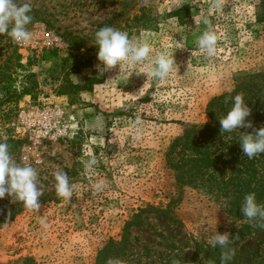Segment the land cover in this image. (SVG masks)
Here are the masks:
<instances>
[{
  "label": "rangeland",
  "instance_id": "obj_1",
  "mask_svg": "<svg viewBox=\"0 0 264 264\" xmlns=\"http://www.w3.org/2000/svg\"><path fill=\"white\" fill-rule=\"evenodd\" d=\"M134 3L31 0L33 19L28 28L33 38L25 49L20 50L9 36L0 34V64L16 50L23 64L32 62L31 71L38 82L36 98L27 96L18 103L14 135L23 145L12 158L37 171L38 186L43 190L38 213L24 209L12 219L6 217L7 213L21 203L8 195L0 199V215H4L0 219V264H21L28 257L38 264H93L107 241L119 240L133 216L148 207L164 209L169 203L175 193L166 166L172 141L186 126L207 123L208 103L230 92L236 77L264 72V22L256 20L259 0ZM184 7L188 15L180 17L177 12ZM149 18L150 28L141 27ZM104 26L127 31L141 43L147 42L152 48L150 59L136 65L125 62L123 67L101 72L103 65L97 60L93 37ZM205 31L218 36L213 57H207L198 47V38ZM46 34L56 36L61 46L46 49L41 40ZM75 44L81 46L80 52ZM160 54H173L177 66L166 81L153 79L147 72ZM68 55L93 59L90 67L69 76L77 85L94 79L92 89L80 92L74 105L57 94L64 78L62 62ZM69 69H75V59L69 61L66 71ZM55 104L63 113L59 126L67 127L65 136L52 133L38 137L23 129L21 111H41ZM47 122L53 121L49 118ZM138 127L142 129L139 139ZM93 155L98 164L88 172L84 162ZM57 170L71 178L70 203L55 192ZM100 180L105 187L98 192L96 184ZM172 214L178 222L141 214L144 226L130 229L128 255L110 264H143L191 254L196 242L208 243L215 233L231 237L241 225L227 215L222 199L204 189L185 188ZM41 217L46 224L41 223ZM237 248L240 264L263 260L264 230Z\"/></svg>",
  "mask_w": 264,
  "mask_h": 264
},
{
  "label": "trees",
  "instance_id": "obj_2",
  "mask_svg": "<svg viewBox=\"0 0 264 264\" xmlns=\"http://www.w3.org/2000/svg\"><path fill=\"white\" fill-rule=\"evenodd\" d=\"M135 1L131 0L133 4ZM140 9L146 13L150 11L145 7ZM177 14L186 17L188 9L181 8ZM256 20L264 22V0H259ZM134 21L139 22L138 17H135ZM151 24L149 18L141 27L148 29ZM81 49L79 44H75L77 52ZM71 59H75V69L66 71ZM92 61V58H81L80 55L75 57L68 55L63 59L61 68L64 78L57 89V94L65 96L70 105L77 102L80 92L92 89L94 79L88 78L83 85H77L70 81L69 76L71 73H78L82 68L90 67ZM31 66L32 62L29 60L25 64L21 62V56L16 50L0 64V142L9 145L11 156L18 155L23 145V141L14 135L13 119L18 103L27 96L35 99L37 94L38 82L36 75L31 71ZM240 93L244 95L245 104L251 109V114L246 119L252 122L253 127L221 134L219 120L231 109L232 97ZM206 115L209 119L207 123L186 126L182 134L169 146L166 166L175 186V193L169 203L164 209L148 207L133 216L132 220L125 224L119 240L107 241L98 251L93 264H110L113 259L128 255V248L132 242L130 229L144 226L143 220L140 219L141 214H154L157 218L178 222L173 218L172 207L181 200L183 190L189 187L196 190L204 189V192L222 199L227 215L241 222L239 230L232 233L230 237L232 243L229 245L234 251L229 264H240L238 244L264 230V220L249 221L241 212L244 198L249 193H255L257 203L264 205V154L249 160L243 156L239 143L240 134H255V130L264 127V72L236 77L230 92L217 96L208 103ZM232 159L236 161L233 162ZM24 209L20 204L19 207L11 209L6 217L12 219ZM3 217L4 215H0V219ZM1 224L3 223L0 222ZM133 240L136 241L134 238ZM223 251L224 249L219 246L213 248L209 243L196 242L191 254L169 257L159 262L146 261L143 264H221ZM21 264L38 263L28 257L23 259ZM248 264H264V259Z\"/></svg>",
  "mask_w": 264,
  "mask_h": 264
},
{
  "label": "clouds",
  "instance_id": "obj_3",
  "mask_svg": "<svg viewBox=\"0 0 264 264\" xmlns=\"http://www.w3.org/2000/svg\"><path fill=\"white\" fill-rule=\"evenodd\" d=\"M31 0H0V34H6L15 43L27 45L32 41L33 33L28 25L33 17ZM94 42L97 51V60L102 63L101 72L108 71L127 62L130 65L142 64L150 59L152 48L147 42L141 43L133 38L127 31L104 26L94 33ZM218 36L215 32L205 31L198 38L199 50L207 57L215 56L217 52ZM177 69L173 54H160L154 58L147 72L153 79L166 81L169 75ZM231 109L219 120L220 131L223 133L236 132L240 128H252V122L247 120L251 109L245 104L242 93L232 97ZM140 124V121H137ZM142 129L137 128L136 138L139 139ZM240 134V133H239ZM240 147L243 156L249 160L264 154V127L255 130V134H240ZM98 164L93 155L84 162V168L93 172ZM38 173L31 165L17 164L9 151L6 142H0V199L6 195L21 203L28 211L38 213L41 207L39 198L43 190L38 186ZM54 188L58 197L66 202H71L73 197V185L70 176L57 170L54 174ZM105 187L103 180L96 184V190L102 191ZM241 212L249 221L264 220V205L256 201L255 193L245 196ZM41 223L46 221L41 217ZM208 243L211 247L219 246L224 251L221 254V264H229L234 251L229 247L232 243L229 234L215 233Z\"/></svg>",
  "mask_w": 264,
  "mask_h": 264
},
{
  "label": "built area",
  "instance_id": "obj_4",
  "mask_svg": "<svg viewBox=\"0 0 264 264\" xmlns=\"http://www.w3.org/2000/svg\"><path fill=\"white\" fill-rule=\"evenodd\" d=\"M41 40L42 45L46 49H56L61 46L60 41L54 35L46 34ZM17 45L20 47V50L25 49V45ZM62 114L60 107L55 104L41 111L37 108L23 110L19 113V121L23 129L26 128L30 133L33 132L37 134L38 137L42 135L50 136L52 133H57V136L61 137L67 134V127L59 126L61 124ZM49 118L52 119V124L47 122Z\"/></svg>",
  "mask_w": 264,
  "mask_h": 264
}]
</instances>
